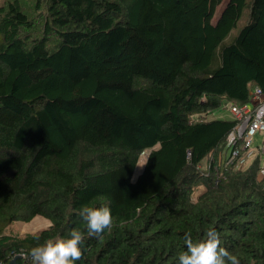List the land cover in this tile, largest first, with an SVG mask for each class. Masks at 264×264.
Returning a JSON list of instances; mask_svg holds the SVG:
<instances>
[{"label":"trees","instance_id":"obj_1","mask_svg":"<svg viewBox=\"0 0 264 264\" xmlns=\"http://www.w3.org/2000/svg\"><path fill=\"white\" fill-rule=\"evenodd\" d=\"M223 1L0 2L1 264H264L262 157L216 182L235 121H189L264 91V0Z\"/></svg>","mask_w":264,"mask_h":264},{"label":"built area","instance_id":"obj_2","mask_svg":"<svg viewBox=\"0 0 264 264\" xmlns=\"http://www.w3.org/2000/svg\"><path fill=\"white\" fill-rule=\"evenodd\" d=\"M227 103L222 106L227 109L235 124L227 134L225 144L206 158L207 166L201 170L210 172L214 169L216 182L226 177L227 170L243 169L257 156L264 157V142L260 146L253 144V138L257 133L264 131V91L254 85L250 88L249 97L244 102L225 99ZM214 109L206 112L194 113L190 116V122L205 121ZM259 175L264 180V164L259 168ZM24 260L31 263L40 259L43 264H62L48 248H43L39 254H28L25 251L19 253ZM1 264V262H0Z\"/></svg>","mask_w":264,"mask_h":264},{"label":"rangeland","instance_id":"obj_3","mask_svg":"<svg viewBox=\"0 0 264 264\" xmlns=\"http://www.w3.org/2000/svg\"><path fill=\"white\" fill-rule=\"evenodd\" d=\"M3 0H0V2H2ZM227 0H224L219 6H218V8H217V11H219L220 10V8L221 7H223V5L225 4V2H226ZM32 4H33V2H32V0H28V2L27 3H23V5L25 6V7H28V6H32ZM246 18H247V9H245V11H244V14H243V16L240 18V20H239V22H238V25L234 28V30H233V32H234V34H236V33H238L239 32V30L243 27V25L245 24V22H246ZM227 103V101L224 99V100H222L221 101V104H220V106L219 107H217V108H215L213 111H212V114H209L208 115V118H224V119H230V118H232L231 117V114H230V112L227 110V109H225V107H222V106H224L225 104ZM264 142V131L263 132H260V133H257L255 136H254V138H253V144L255 145V146H260L262 143ZM159 146V144L158 145H156L154 148H157ZM151 151V149H146L145 151H144V153H145V159H144V162L142 161L141 162V160H140V162L137 164V166H136V169H135V172H134V176H133V178L134 179H136L137 178V176L141 173V171L143 170V167H144V165H145V162H146V157H147V155H148V153ZM140 158H142L141 156H140ZM262 163L264 164V157L262 158ZM200 165H201V167H202V169L203 168H205L206 166H207V161H206V159H204V160H202L201 161V163H200ZM245 168H243V169H236V170H227L226 171V176H228V175H230V174H235V173H237L238 171H241V170H244ZM227 178V177H226ZM205 189H206V186H205V184H200V185H198V186H196L195 187V189H194V191H193V200H196L197 198H198V196L200 195V194H202L204 191H205ZM8 232H10V233H15V231L13 230V229H10L9 228V231Z\"/></svg>","mask_w":264,"mask_h":264},{"label":"crops","instance_id":"obj_4","mask_svg":"<svg viewBox=\"0 0 264 264\" xmlns=\"http://www.w3.org/2000/svg\"><path fill=\"white\" fill-rule=\"evenodd\" d=\"M51 225V220L42 216V215H36L32 220L26 222L22 220H16L10 223L7 227V230L9 231L10 229H13L15 233L14 235L22 236L27 233H34L38 232L43 228H47ZM8 234H12L8 232ZM30 264H43L40 259L34 261L33 263Z\"/></svg>","mask_w":264,"mask_h":264},{"label":"bare ground","instance_id":"obj_5","mask_svg":"<svg viewBox=\"0 0 264 264\" xmlns=\"http://www.w3.org/2000/svg\"><path fill=\"white\" fill-rule=\"evenodd\" d=\"M144 156H145V153L143 152L142 155H141L142 158H140V160L142 159L141 162H142V161L144 162V159H145ZM140 160H139V162H140Z\"/></svg>","mask_w":264,"mask_h":264},{"label":"water","instance_id":"obj_6","mask_svg":"<svg viewBox=\"0 0 264 264\" xmlns=\"http://www.w3.org/2000/svg\"><path fill=\"white\" fill-rule=\"evenodd\" d=\"M18 258V256L17 257H15V259L14 260H16Z\"/></svg>","mask_w":264,"mask_h":264}]
</instances>
